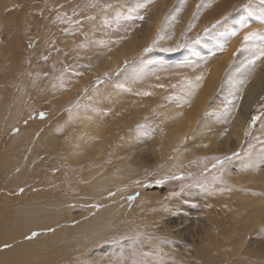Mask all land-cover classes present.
<instances>
[{
	"label": "bare ground",
	"instance_id": "6f19581e",
	"mask_svg": "<svg viewBox=\"0 0 264 264\" xmlns=\"http://www.w3.org/2000/svg\"><path fill=\"white\" fill-rule=\"evenodd\" d=\"M85 1L86 0L82 2ZM164 1L168 2L167 0ZM174 1L179 2V0H169L168 5L165 7L167 11L170 10L168 9L171 7L169 5H172ZM198 1L200 3L206 4V0ZM12 2L13 0H0V11ZM245 2H247V0H219L218 5L220 6L214 9L212 12L213 20L216 22L220 21L221 17L226 13H230V15H228L223 22L225 25L222 27L220 25V29L217 28L213 30L214 38H218L220 36L223 40V37L227 32L231 30L236 31L235 36L227 39L223 50H220L217 47V43L220 42L219 38L213 44L212 42L204 43V45L199 46L197 51L191 53L188 51L179 52L180 50H178L179 54L177 53V57V54H175L174 59L176 60L175 63H179L181 65L179 69L178 66H176L177 69H169L170 77L163 79L155 78L154 82H152V80H147L145 82L143 80L136 81L135 83L130 82L128 88L129 94L131 96L130 100L124 106H119L114 113L117 118H119L121 121L124 120L125 122L122 121V123L120 122L121 124H118L117 122L116 125L115 122H111V124H114L112 129L107 123L112 120L113 113L110 115L112 117L101 121V119L95 120V116L92 117V114L88 113L87 110H84L85 112H81V115L79 116L80 125H73L71 130L62 129L63 131L61 130L60 132V123L56 120L47 126V128H49L47 130L51 132V134L54 133L53 130L59 127L57 129V133L53 135L54 138L52 139L51 137L52 142L49 139L47 140L49 144L54 145L53 152L50 149L48 150V148L46 150H42L41 148L43 147L41 146V148L39 147V150L42 151H39V154L43 155L42 157H44V155H47L48 157L50 155H57L58 159H56V161L59 164V167H62L61 169H58L59 167L52 169H58L59 172H57V175L59 178H62L64 173L71 175L64 177L67 175L65 174L62 179H64V181L66 180V183H69L73 178L75 184H73L72 187H77L79 191L77 193L73 192L66 197L59 198V194H69V191L61 190V185L56 184L54 181L56 176L55 173L51 174L50 172H46L48 171L45 170L46 167L50 168L55 166L54 161L45 163V160L41 163L37 160V162L40 164L38 168L35 166L34 169H39L41 167L40 169L43 168L44 170L42 169L40 171H45L46 174H41L38 172V174L32 173L34 175V177L32 176V189L37 191L36 198L33 200H18V202L11 203L8 208L4 206L0 207V264H69L68 261L72 259L75 261L73 264H96V260L93 259H98L99 254L106 252L108 249H112L113 246L118 247L120 255L118 257L119 260L124 258L122 253L123 251L127 250L129 252L138 254L140 256V260L143 259L145 264H200L198 261L204 262H201V264H224L222 263L223 260L220 257L222 255L212 258L210 257V254L212 253L213 249L218 251L219 254H222L220 249L221 247H225L229 252V257L226 262L227 264H249L246 263L245 259L238 257L233 251L235 249L237 250V248L239 249L242 243H246L245 241L247 238H249V233L256 235L264 231V172L258 173L255 170V165L258 166L260 162L259 159L263 154L260 153V150L258 149L253 151L255 155L254 162H256V164L254 163V167L252 166L251 169L246 170L242 176H239L238 174L237 176L233 175L232 168L227 166L229 163L223 162L220 166L218 165L221 174L220 178L222 181L225 180L229 187H221L219 184H215L213 185L212 190H215L216 194L221 195L222 201L224 202L223 204L227 205L226 208L223 204L207 207L205 206V203L199 201V198L195 197L196 190L191 189V191L188 187L183 189V197L186 196L187 200L195 201L205 208L207 215L205 218H203L204 220L201 221V223H197L196 221L192 222L187 216L181 218L183 215H180L174 220L167 218V213H160L154 207L153 209H150L149 207L148 210L140 211L141 208L139 206L129 207V202L127 203L125 200H121L118 203L109 205L111 202H113L112 200H116V196L118 195V192H116L117 187L124 184L131 185L132 180L143 173L141 172L139 166H137L138 164L135 165L129 161L128 156L131 154L129 153L128 155L127 153V149L132 145V135H129L128 133V129L130 128L129 124L134 122V118L139 112L143 113L144 117L145 115L148 117H153V115L156 116V113L158 112V119L161 121V127L159 128H161L168 136L164 142L157 143L159 152L157 161L154 160V158L157 157L156 154H152V156H155L153 160L156 164L158 161L162 163V165L159 166V172L171 174L184 171H197L198 173V171H204L205 166L215 163V161L210 159L211 157L228 156L232 150L234 151L239 147L250 110L264 92V65L263 67H261L262 65H256L255 69L251 71L250 74H248V82L244 86L243 98L239 100V108L233 109L230 115L224 117V124L220 128L216 126V123H214L216 125L212 127L210 120L199 121V116L203 111L206 112V115H209L210 112L216 109V105L209 104V100L212 98L215 90L219 85H221V83L229 86L228 91L230 94L233 91V88L229 83V79L235 78L238 80L241 78L240 74L236 72V69L240 67V62L234 63L233 61L236 59L240 60L243 55H246V53L236 52V50L241 46V41L244 34L248 31H264V26H256V20L251 18H245V24L249 23V25H245L243 27L238 25L235 26L236 21H240L242 17H245L243 11L238 9L239 5ZM78 3H80V0ZM196 4L197 1H195L190 6V9H188L189 12L187 17L191 21L192 15L195 12ZM203 8L204 7H202V9ZM160 12L163 11L160 10ZM201 18L202 16H199V20H201ZM166 19L167 18L165 17V23L162 24V27L160 24V30L166 29ZM156 21L160 22L158 14ZM195 21H198V19ZM228 23H230V25L233 24L235 27L233 26V29L226 28ZM156 31L158 30L154 28L153 32ZM157 35L158 33L156 34L155 38H157ZM162 35L163 34H161L160 31V36ZM170 37H172V35ZM150 38H148V41ZM132 41L133 40L129 39L128 37V40L126 39V41L123 40L118 43H110L108 45L109 50L114 53V56L110 59L109 64L106 66L104 65V67L100 66L102 68L101 70H95V74L101 75L105 72L117 73L118 83L123 82L127 78H132L133 76L135 77L137 72H134V67H136L138 70L145 67L144 60L141 59L143 62L139 63L138 65H130L126 70H124L122 67V64L125 61H128L130 58H132V55L136 53V50L140 51V49L143 47L142 44L144 43L139 42V44L135 46L133 44L134 42ZM173 41V38L169 39V35L168 37L165 36L163 39L158 41L156 47H164L163 45H161V47L158 45L163 43L168 44ZM64 42L71 41L70 39H63L62 44L68 45V43L65 44ZM69 45H71V43ZM71 48L73 47L71 46ZM74 50L77 51L76 48ZM233 53H236V55L233 56ZM155 54L156 55L153 54L154 56L151 58V60H153V63L157 64L155 66L158 67V63H160V61H158L159 54L156 52ZM165 57L166 56H163V58ZM170 58L171 57L169 56L165 59L170 60ZM188 58H194L200 67H188V64H192L190 61L186 62ZM99 59L101 58L98 56V60ZM174 59L172 62H174ZM170 61H168L167 64H169ZM261 61L264 63V60ZM147 66L149 67V65ZM116 69H119V71H115ZM34 70L32 69V71ZM51 72L52 70H48V72H46V74L49 75L45 74L44 81L43 78L41 79L40 77L39 79V76L36 77L37 81L35 83L36 86L34 89L29 88V83L33 81L28 83L27 77L23 78L21 90L25 89L26 91L27 87L30 90H28L27 93L24 92V90L20 92L27 95L34 94L37 96V99L42 97V101L45 103L46 101L51 103V105H48V107L51 109L52 115L57 116L59 109L61 108V105L59 104L60 101L57 103V98L61 93L58 92L59 90L57 91V82L58 79L63 77V75L58 74L56 80H53L55 78H50ZM201 73L204 74V80L202 81L200 87L196 90L195 95L191 98L190 104H184L182 107H177L176 102L166 101L164 99L166 95L173 94L175 91L169 87L171 84H176L181 77L187 76L189 78H194L196 75H200ZM79 75L76 79H81L78 87H81L84 90L85 95L87 93L86 84L91 75H85L82 72H79ZM34 77L31 78L33 79ZM150 81L152 83H150ZM156 84H164L166 87L163 89L156 88L154 87ZM74 85L75 86L68 87L67 91L71 94L74 93L77 83ZM142 91L151 92L152 95H136V93ZM165 102L166 105H161ZM22 105H25V102ZM89 105L90 106L87 107H91L92 110L93 105ZM177 112L182 113V115L177 116ZM62 116L64 118L62 123L69 119L68 115L64 116V112H62ZM172 117L175 118L173 119ZM220 117L222 118V116ZM105 118H107V116ZM157 121L158 120H156V122ZM138 126L136 127L138 128ZM204 128L206 129V133L209 132L208 134H204ZM213 129H216V132ZM41 130L46 129H44L43 124L40 122L34 126H30V128L24 134H19L15 138L10 137L9 142L1 149L0 192H3L6 195H1L0 198H2L1 201L5 204L10 202L7 200V196H9V194L14 195L13 197H18V191L21 187H23L21 183L25 181L26 178H28V171L33 168L34 165H36V157L38 159L39 154L36 153L34 149L35 147L32 145L31 140L33 138L32 136L34 134L36 135V133L40 132ZM69 131H71V135H68ZM118 133L119 136L121 135L120 138ZM258 134L264 136V125H262V123H260V127L258 128ZM36 136H38V134ZM192 136L198 140L196 141V145L198 147H194L192 145L193 140L195 139H192ZM35 139H33L34 142ZM216 141L217 144L214 146V148H211L212 142L215 143ZM58 142L61 143L56 144ZM113 143L116 145L115 149H113L115 147H113ZM218 143L221 145V147ZM205 144L208 145L207 148L203 147ZM37 145L38 143L35 146ZM262 147L264 148V146ZM119 149H121L120 153L118 151ZM169 149L170 153H172L170 157H168ZM122 154L124 157L121 156V158H119V156ZM131 157L135 158V155L130 156V160H132ZM34 158L35 162H33ZM191 161H193L192 165L189 163ZM107 163L110 164L109 167L106 166ZM82 164L89 165L90 167L88 166L83 169L81 168ZM146 166L149 167V164ZM152 167L150 169H152ZM97 171H102V174L98 175ZM51 181L52 184L48 186ZM243 186L255 189L256 191L259 190L257 192H259L260 195L249 194L250 190L247 194H245L242 191ZM218 188H227L228 190L226 189L227 191H224L222 189L221 192L223 193H221L218 191ZM70 190L73 191V189ZM48 192L52 196V199L43 200L47 198L44 197L43 194H48ZM109 192L115 193V195L109 196ZM224 194L229 196H224ZM143 196L144 195L142 192L141 198H145V196ZM137 201H140V199L138 198ZM96 204L101 206L99 207L100 209L97 210V208L92 207V205ZM161 209L163 210L164 208ZM169 209L171 210V208ZM184 210L186 211V209ZM198 225L200 227H198ZM182 227H184L183 230H181ZM196 228H200L201 231L203 230L205 234L210 236V239L205 240V242L208 241L207 245L209 246L208 248L205 247L204 250H206V252L207 250H210L211 253H204L200 250L201 254L194 256L195 258L197 257L199 259L197 261L198 263H196V261H194L192 258L188 260L189 263H167L169 261L168 257L170 258V256H167L165 252H167L166 250H170V243L173 244V242L169 240L167 243H162L161 241H166L165 236L174 237L172 234L174 233V235H177L178 237L179 235L181 236L182 231L187 233L188 230H191L195 234L198 233L195 232L197 231ZM49 229H51V231ZM232 230H237L238 236L231 238V240H228V238L225 240L229 232H231V235L233 236ZM32 231H36L39 233V235L32 240H26L25 236L30 235ZM188 237L194 238L195 236L193 234H188ZM190 241L193 245L194 239H190ZM248 242L249 239L247 243ZM5 244L10 245V247L4 248ZM120 247L122 248L120 249ZM246 247L242 249V252L239 251V253L245 255L247 252ZM198 249L199 248H197V250ZM145 253H147V255H143ZM135 260L131 261L123 259L121 263L137 264V261Z\"/></svg>",
	"mask_w": 264,
	"mask_h": 264
},
{
	"label": "rangeland",
	"instance_id": "374dc122",
	"mask_svg": "<svg viewBox=\"0 0 264 264\" xmlns=\"http://www.w3.org/2000/svg\"><path fill=\"white\" fill-rule=\"evenodd\" d=\"M78 1L79 0H13L11 4H9L8 6H6L0 11V28H1L0 29V155L2 151L1 149L9 142L10 137L15 138L19 134H24L30 128V126H34L39 122L43 124L44 129L46 130H41L40 132H37L36 135L38 134V136L34 134L32 136L33 138L31 140V143L32 145H34L35 147L34 149L37 154H39V151H42L43 149L46 150L47 148L48 150L50 149L53 152L54 145L49 144L47 140L49 139L52 142V139L54 138L53 135L57 133V129L59 127L53 130L54 133L51 134V132L47 130L49 129L47 128V126L56 120V121H59L60 123L59 125L60 132L62 129L71 130L73 125L74 126L80 125L79 116L81 115V112H85L86 110L88 113L92 114L91 115L92 117L95 116L94 117L95 120L101 119L102 121V120L108 119L109 117L113 116L112 120L107 123L108 126L113 129L114 124H111V122H115V125L117 124V122L118 124H121L122 121L125 122L124 120L121 121L119 118H117L114 115V113H115V110L119 106H124L130 100L131 96L129 94V89H128L130 82L135 83L136 81H142V80L144 82L147 80H152V82H154L155 78L157 77L161 79L170 77L169 69L171 68L177 69L176 66H178V69H179L181 65L179 63H175L176 61L174 59L175 54L177 53L179 54V52L181 51H188L189 53H191V52L197 51L199 46L204 45V43L212 42L213 44L216 42L218 38L220 39V41L222 40L220 36L218 38L213 37V30L217 28L220 29L219 27L220 25L221 27L225 25V23H223L225 19L223 20L220 19L221 22L219 21V23H216V21L213 20L212 12L214 9L220 6L218 5L219 0H206L205 1L206 4H210V7H204L203 9L201 8L199 10V16H202L201 20H199L198 18V21L194 22L196 27L193 28L191 32L187 33V37L192 41H194L197 35L199 34L200 42L193 43L191 44L190 47L179 49L180 50L179 52L178 50L176 52H163V51H160V48H157V47L152 48L151 51H148V52H145L144 49L149 47L152 44V42L156 39L155 37L158 31L153 32L154 28H156V30H159V35L161 31V34H163L162 35L163 37L165 36L168 37V35L169 36L172 35L171 38L174 39L173 42L168 43L170 45H168L167 43H163L158 46L161 47V45H163L164 47H172L176 43H183L184 37L182 34L185 32L188 24L192 22L187 17L188 12H189L188 9H190V6L195 1H197V4H200L198 0H185L183 5H181V0H179V2L174 1L172 5H169L171 7L168 8L170 9L168 11L165 9V7L168 5L169 0H167L168 2L164 0H161V1L151 0V3H148V0H86L85 2H82L84 0H80V3H78ZM253 2H254V6L259 7V0H253ZM90 3H96L98 7L96 8L89 7L88 5ZM103 4H110L112 5V7L105 10L99 7V5H103ZM141 4H143L144 7L140 9L139 14L143 15L144 17L146 16L143 21H139V20L124 21L121 19L119 24L116 23V20L118 17H123V16L128 15L130 12L137 9L138 6ZM177 8L179 9L178 11L179 15L177 12L173 11L174 9H177ZM160 10H162L163 12H160ZM196 11H197V8L195 7V12ZM74 12L77 13V15H73ZM157 14L160 19V22L156 21ZM87 16H92L94 17V19L93 20L85 19V17ZM173 16H175V20L172 19ZM165 17L168 20L166 19V26H165L166 29H163L164 30L163 32V30H160V29L162 27V24L165 23ZM183 17L186 19H184ZM76 20L81 21V23L79 25L73 23V21H76ZM238 22L239 21H236L235 26L237 25L240 26ZM106 23L108 26H105ZM255 23H256L255 24L256 26H259V27L264 26V24H261L259 21H256ZM160 24H161V27H160ZM245 25H249V23H246ZM168 26L169 28L170 27L171 28L169 29ZM233 26H234L233 24L230 25V23H228L226 28L233 29ZM205 27H208L209 29L208 33L203 32V29ZM121 36L125 38L122 40H119V42L123 40L126 41V39L128 40V37H129V39L133 40L132 42H134L133 44L135 46H137L139 42L144 43L142 44L143 47L141 46L142 48L140 49V51L136 50V53L132 55V58H130L127 61V63L124 62L122 64L123 69L126 70L129 68L130 65L135 66V65H138L139 63H142L143 61H141V59L144 60L145 67L141 68L142 70L141 69L138 70L136 67H134L135 68V70L133 68L134 72H137V74H135V77L133 76L135 80L133 77L127 78L126 80H124L125 82L123 81V82L118 83L117 73H110V77L108 79H106L103 83L96 85L99 91L94 92L93 86L95 85L97 78L103 76V74L101 75L95 74V70H98V69L101 70L102 69L101 67H104V65L106 66L107 64H109L110 59L114 56V53L109 50L108 45L110 43H107V46H105L104 44H101L100 42L101 41L108 42V41H114V40L116 41ZM147 37L150 38L149 41ZM63 39H66V40L70 39L71 42H64L65 44L68 43V45H64L62 44ZM70 43L71 45H69ZM71 46L73 48H71ZM75 48L77 51L74 50ZM155 52L159 54L158 61H160V63H158V67H156L155 65L157 64H154L153 60H151V58L154 55H156ZM178 54L176 55V57L178 56ZM98 56L101 59L98 60ZM163 56H166V57L170 56L171 61L169 59L168 60L165 59L166 57L163 58ZM243 56L240 60L238 59L239 61L236 59L233 62L241 63V61L244 59ZM44 57H47V59H44ZM172 58L174 59V62H172L173 60ZM168 61H170L169 64H167ZM188 61L192 63V64H188V67L190 66L198 67V68L200 67V65L197 64L194 58H188L186 62ZM148 63H150L151 65ZM147 65H149V67ZM263 65H264L263 61L257 62V66L263 67ZM32 69L33 70L35 69V70L32 71ZM48 70H52L50 78L51 79L55 78L53 80H56L58 74L63 75V77H61V79H58V82H57L58 83L57 91L59 90L58 92L62 93V94L60 93L59 97L57 98V103L58 101L61 102V103L59 102V104L61 105V108L59 109V113L57 116H53L51 109L48 107V105L50 106L51 103L47 101L45 103L44 101H42L43 99L42 97L37 99V96H35L34 94L27 95V94H23L20 92L24 90V92L27 93L28 90H30L29 88L34 89L36 86L35 83L37 81L36 77L39 76V79L41 77V79L43 78V81H44L45 74L46 72H48ZM158 71H161V72H158ZM166 71H168L169 73ZM79 72H82L85 75H91L90 79L88 80L86 84L87 93L85 95H84L85 93L84 90L81 87H78V84L81 82V79L78 78L79 80H76L79 75ZM165 72L167 73V75ZM147 74L148 75L151 74L150 75L151 77L148 76ZM46 75H49V74H46ZM26 77L28 79V83L31 81L33 82H31L32 84L29 83L30 87L29 88L27 87L25 91V89L21 90V85L23 83L22 81L23 78H26ZM31 77H34V78L32 79ZM152 82L150 81V83ZM75 83H77V87L74 89V93L71 94L67 91L68 87L75 86L74 85ZM228 87L229 86H227L226 84L224 85L223 83H221V85L218 86L212 98L209 100V104H215L216 109L210 112L209 115H206V112L203 111L204 113L202 112L203 114L201 113L199 116V121L210 120L212 127H214L217 124L216 126L219 128L224 124L223 119L225 116L216 115L215 113L217 112V110H220L223 108V105L227 100L231 99L229 91H228L229 90ZM262 96H264V92L259 97V100L254 103V106L250 110V114L247 119L248 121H246L245 128L243 131L244 134H243V137L241 138L239 147L234 151L232 150V152L228 155V156H231L232 153H239V156L236 158L230 159L228 161H225L226 163H229V165L227 166H230L232 168L233 175L235 176H237V174L239 176H242L246 170L252 168L254 163L256 164V162H254L255 155L253 151L257 149L260 150V153H262L263 155L259 159L260 162L258 166L255 165L256 167L255 170L258 173L264 172V148L262 147L264 146V136L258 134V128L260 127L261 121H257L256 124L253 125L251 128H249L248 126L249 121L253 115H257L259 114L260 111H264V100L260 99ZM24 102H25V105H22ZM77 104H80L81 106V107L79 106L80 110L76 106ZM89 104H91V106L93 105L92 110H91V107H87V106H90ZM164 104L166 105V102L162 103L161 105H164ZM104 107L105 108L107 107V108L105 109ZM62 112H64V116L66 115L69 116V119L65 121L64 123H62V121H64ZM40 113L45 114L43 118H41ZM111 113H113L112 116H110ZM141 114L143 113H140V112L137 113L134 118V122L129 124L130 128L128 129V133L129 135L130 134L132 135V145L129 146V148L127 149L128 155L129 153L131 155L129 156L126 155V156H128V159L129 161H131L132 164H135V165L138 164L137 166H139L141 172L143 173L135 177L132 180L131 185L124 184V185L117 187L116 192H118V195L120 196L117 195L116 200H112L113 202H111L109 205L118 203L121 200L127 201L126 198L128 196L135 195L138 193L139 197L137 196L135 201L134 200L131 201L132 203L131 206H139L141 208L140 211L148 210L149 207L150 209H153L154 207L160 213H167L168 214L167 218H171L174 220L178 218L180 215H183L181 218H184V216H187L191 219L190 221L192 222L196 221L197 223H201V221L204 220L203 218H205L207 215L205 208L202 205H199V203L195 201L187 200L186 196L183 197V192H184L183 189L185 187H188L190 190L191 189L196 190L195 197L199 198V201H202L203 203H205V206L207 207H213L219 204L222 205L224 202L222 201L221 195L216 194L215 190H212V187L215 184H219V186L221 187L222 186L229 187V185L225 182V180L222 181V179L220 178L221 177L220 168H219L220 165L214 169L212 168V164H209L204 167V171H198V173L197 171L180 172V174H183V175L185 174L184 180L168 181L166 184L157 185L155 183V180L163 178L165 175H169V173L167 174V173L159 172V166H161L162 163H160L159 161L157 162V164L155 163V161H157L158 154H159L157 143L164 142L168 138V136L161 128H159L161 127V121L158 119L159 118L158 112L156 113V116L154 115L153 117L151 116L152 118L146 115L144 117V114L143 115ZM106 116L107 118H105ZM220 116H222V118ZM156 120L158 121L156 122ZM74 121H77V122H74ZM138 125L140 126L143 125L144 127L140 128ZM136 126H138V128ZM213 130H215L216 132V129H213ZM204 131H205L204 134L209 133V132L206 133L205 128H204ZM246 131L249 133L247 136L245 135ZM68 135H71V131H69ZM118 136H119V133H118ZM120 137L121 135L119 136V138ZM192 137H193L192 139L195 138L194 136ZM33 139H35V142ZM196 141L198 140H196L195 138L192 143L194 147H198L196 145L197 144ZM37 143H38L37 145L38 147L35 146ZM45 143L46 144L48 143L49 145L48 144L46 145ZM60 143L61 142H58L56 144H60ZM216 144H217V141L215 143L212 142L211 148H214ZM41 146L43 148H41ZM219 146L221 147L220 144ZM39 147L42 150H39ZM113 147H114L113 149L116 148V145L114 143H113ZM118 151L120 153L121 149H119ZM153 153L154 155L156 154L157 157H155L154 155L152 156ZM134 155H135V158L131 157L132 160H130L129 157L134 156ZM171 155L172 153H170V149H169L168 157H170ZM42 156L43 155L39 154L38 159L36 157V165H34V167L28 171L29 172L27 173V175L29 174L28 178H26L25 181L21 183L23 187L19 189L18 197L16 196L13 197L14 195L9 194V196H7V200H9L10 202H7L6 204L2 202L1 201L2 198H0V207L4 206L8 208V206L11 203L18 202V200H33L34 198H36L37 191H34L32 189L33 177H34L33 174L34 173L44 174L45 171H40L43 169V168L40 169L41 167L39 169H34V168L35 166L37 168L39 167L40 163L38 162L42 163L45 160L47 161V162L45 161V163H48L50 161L52 162L54 161L55 163L54 167H50V168L46 167L45 170H48L46 172L47 173L50 172L51 174L55 173L56 176L54 178V181L56 182V184L61 185L60 186L61 190L69 191V194H59V195L57 194L59 198L66 197L72 194L73 192L77 193L79 191L77 187H72L73 184H75L73 178L71 182L69 183H66V180L64 181V179H62L65 174L67 175H65L64 177L68 176L69 175L68 173H64L62 178H59V176L57 175V172H59L58 169H61L62 167V166L59 167V164L56 161V159H58L57 155H53L56 158H54L51 155H50L51 158L50 156L48 157L47 155H44V157ZM121 156L124 157L122 154L119 156V158H121ZM47 157L50 160H48ZM153 158L155 161L153 160ZM250 160L253 162H251ZM33 162H35V158ZM189 163L190 165H192L193 161ZM147 164H149V167L146 166ZM109 165L110 164L107 163L106 166L109 167ZM88 166L89 165L82 164L81 168L84 169ZM151 167L152 169H150ZM52 168H58V169H52ZM205 168H207V171H205ZM97 173L98 175H100L102 174V171H97ZM189 173L191 174V177H189L188 175ZM52 181L50 182V184H48V186L52 184ZM137 181H139L140 183L137 184L136 183ZM0 183H1V178H0ZM70 189H73V191ZM222 189L225 191L227 188H218V191L221 192ZM249 190H250L249 194L260 195V193L257 192L259 190L256 191L255 189H251L246 186L242 187V191L245 194H247ZM142 192L145 198H141ZM1 195H6V194H4L3 192H0V197ZM43 196L47 197L46 199H43V200L52 199V196L50 195L49 192L48 194L44 193ZM224 196H229V195L224 194ZM138 198L140 199V201H137ZM224 207L226 208L227 205H224ZM161 208H164V209L162 210ZM169 208H171V210ZM98 209L100 208H97V210ZM184 209H186V211ZM198 227L200 226L198 225ZM183 229L184 227H182L181 230ZM196 229L197 231L195 232H198V233H195V234L191 230H188L187 233L182 231L181 236L179 235L178 237L177 235H174V233H172L174 237L165 236L166 243L169 240L173 242V244L170 243L171 245L170 250H166L167 252H165L167 256L168 255L170 256V258L168 257L169 261L167 263H170V262L189 263L188 260H190L191 258L194 259L196 263L198 262L200 264L201 262L204 263L203 261H198L199 259L197 257L195 258L194 256L201 254L200 253L201 251H203L204 253H211L210 250H207V252L206 250H204L205 247L208 248L209 246L207 245L208 241L205 242V240L210 239V236L205 234L203 230L201 231L200 228L199 229L196 228ZM232 232H233L232 233L233 236L231 235V232H229L225 240H227V238L228 240H231V238L238 236L237 230H232ZM188 234L190 235L193 234L195 237L190 238L188 237ZM248 237L249 238H247V240L245 241L246 243H242L239 249L237 248V250L235 249L234 251L233 250L232 251L235 254H237L238 257L245 259L246 263H249V264L264 263V231L256 235L249 233ZM189 238L194 239L193 245ZM248 239H249V242L247 243ZM200 246L202 247V249ZM244 247L247 248V252L245 255L239 253V251L242 252V249ZM121 248L122 247H120V249ZM197 248L199 249L197 250ZM220 251L222 254H219L218 251H215L213 249L212 253L210 254V257L213 258L215 256L222 255L220 257L223 260L222 263L225 264L228 260L229 252L225 247H221ZM122 254L124 256L123 259L131 260V261H134L135 259H136L135 261L140 260V256L136 253H132V252L125 250L123 251ZM119 256L120 255H119L118 247L113 246L112 249H108L106 252L99 254L98 259L94 258L93 260H96L95 262L96 264H132V263H121L123 259L119 260L118 258ZM74 262H75L74 259L68 261L69 264H73ZM83 264H88V263H83Z\"/></svg>",
	"mask_w": 264,
	"mask_h": 264
},
{
	"label": "snow or ice",
	"instance_id": "6c2138e0",
	"mask_svg": "<svg viewBox=\"0 0 264 264\" xmlns=\"http://www.w3.org/2000/svg\"><path fill=\"white\" fill-rule=\"evenodd\" d=\"M184 2H185V0H181V5H183ZM148 3H151V0H148ZM88 6L92 7V8L98 7V5L96 3H90ZM99 7L106 10V9L112 7V5L103 4V5H99ZM143 7H144V5L141 4L138 6L137 9L133 10L128 15L123 16V17H118L116 20V23L119 24L121 19L124 21H133V20L143 21L145 17L143 15L139 14L140 9ZM202 7H210V4H204V3L197 4V6H196L197 11L194 12L192 15V21L193 22H190L188 24L185 32L182 34L184 37V42L183 43H176L172 47H161L160 51L176 52L179 49L190 47L191 44H193V43H199L200 42L199 34L197 35L196 39L194 41H192L187 37V33L191 32L192 29L196 27L194 21L199 18V10ZM239 9L242 10L243 13L245 14V17H242L241 20L238 22L241 27L245 26V18L255 19L256 21H259L261 24H264V0H259V7L254 6L253 0H247L246 3L239 5ZM234 10H236V9H234ZM173 11L178 13L179 9H174ZM73 15H77V13L74 12ZM228 15H230V13H226L224 16H222L221 20L226 19ZM85 19L93 20L94 17L87 16V17H85ZM172 19L175 20V16H173ZM73 23L79 25L81 23V21L76 20V21H73ZM216 23H219V21H217ZM105 26H108L107 23L105 24ZM208 31H209L208 27H205L203 29L204 33H208ZM235 35H236L235 30H231V31L227 32L224 35L223 40L217 43V47L220 50H223L225 47V43H226L227 39L232 37V36H235ZM124 38L125 37L121 36L116 41H108V42L101 41L100 43L107 46V43H118L119 40H122ZM163 38H164L163 36L159 35V30H158L157 38L152 42V44L149 47L145 48L144 51L145 52L151 51L152 48L157 46L158 41L160 39H163ZM170 38L171 37L169 36V39ZM236 52L246 53V55L244 56V59L240 63V67H238L236 69V72L238 74H240L241 78L238 80L235 78L229 79V83L232 85V88H233V91L230 93L231 99L227 100L224 103L222 109L217 110V112L215 113L216 115H224L226 117L232 113L233 109L239 108V106H240L239 100H241L243 98L244 86L248 82V74H250L251 71H253L255 69L258 61L264 60V31H248V32H246L243 36L242 41H241V46L236 50ZM235 55H236V53H233V56H235ZM44 59H47V57H44ZM125 63H127V61H125ZM115 71L118 72L119 69H116ZM109 77H110L109 72H105V73H103L102 77H98L96 82H95V85L93 86V91L98 92L99 89L96 87V85L103 83ZM157 79H159V77H157ZM203 80H204V74L203 73H201L200 75H196L194 78H189L187 76L181 77L177 81L176 84H171L169 86L171 89L175 90L173 92V94L166 95L164 97V99L166 101L176 102L177 107H182L184 104H190L191 98L195 95L196 90L200 87ZM154 87L163 89L166 86L164 84H156V85H154ZM136 95L150 96V95H152V93L148 92V91H142V92L136 93ZM90 99H91V97H90ZM260 99L264 100V96H262ZM76 106L79 107V104H77ZM44 115H45L44 113H40L41 118H43ZM176 115L179 116V115H182V113L177 112ZM172 118L174 119L175 117H172ZM257 121H261L262 125H264V111H260L259 114L253 115L251 117V119L249 121V125H248L249 128H251L253 125H255ZM139 127L143 128L144 126L141 125ZM248 134L249 133L246 131L245 135L247 136ZM203 147L207 148L208 145L205 144V145H203ZM238 156H239V153H232L231 156L211 157L210 159L215 161V163L212 164V168L215 169V168H217L218 165H221L223 162L228 161V160L233 159V158H236ZM205 171H207V168H205ZM188 175H189V177H191L190 173ZM184 179H185V176L183 174L171 173L169 175H165L163 178L155 180V183L157 185H163V184H166L168 181H176V180H184ZM136 183L139 184L140 182L137 181ZM108 195L113 196V195H115V193L109 192ZM138 195L139 194L137 193L135 195H130L126 198L127 201L129 202V207H131V201L135 200ZM92 207L99 208L101 206L96 204V205H92ZM49 230L51 231V229H49ZM38 235H39V233H37L36 231H32L30 235L25 236V239L26 240H32V239L36 238ZM161 242L164 243L166 241H161ZM9 247H10V245H8V244L4 245V248H9ZM143 255H147V253H145ZM137 264H145V261L143 259H141V260L137 261Z\"/></svg>",
	"mask_w": 264,
	"mask_h": 264
},
{
	"label": "trees",
	"instance_id": "16d2710c",
	"mask_svg": "<svg viewBox=\"0 0 264 264\" xmlns=\"http://www.w3.org/2000/svg\"><path fill=\"white\" fill-rule=\"evenodd\" d=\"M248 121V120H247Z\"/></svg>",
	"mask_w": 264,
	"mask_h": 264
}]
</instances>
